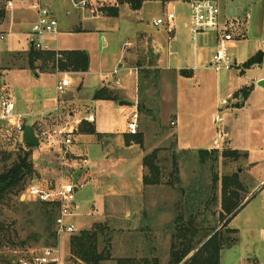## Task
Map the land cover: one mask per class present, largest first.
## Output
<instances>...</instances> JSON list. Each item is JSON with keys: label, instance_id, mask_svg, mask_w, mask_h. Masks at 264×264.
<instances>
[{"label": "rangeland", "instance_id": "obj_1", "mask_svg": "<svg viewBox=\"0 0 264 264\" xmlns=\"http://www.w3.org/2000/svg\"><path fill=\"white\" fill-rule=\"evenodd\" d=\"M8 1H13L16 5L14 11L20 10L21 0H3L0 2V10ZM52 1L54 3L51 9L54 10L58 18L60 34L59 36L42 37L41 41L50 50L86 51L90 58V68L86 74L68 73L72 83L61 97L64 96V100L67 101H74L77 106H80L82 113L87 110L93 111L97 119L96 125L101 133H117L127 122L129 116L135 112L134 106L126 108L118 107L111 102L94 101V94L101 86L107 85L103 81L106 83L107 79H110V73L114 68L120 71L119 78L127 79L130 72L121 70L119 67L123 63L121 57L125 54L124 45L126 42H135L141 33L156 36L158 30L165 28V26L156 27L153 24L154 19L165 17L162 12V4L157 0H147L145 11L141 16L133 15L134 13L131 15L123 11V17L116 19L112 17L96 18L82 9L76 8L70 0ZM215 1L227 16L249 14L253 18V23L247 38L238 41L236 46L230 50V56L236 62L232 69L220 72L204 70L200 77L206 79L205 84L207 86L202 84L201 87H197L195 78H192L191 81H182L185 83H180L178 91L174 87V98L164 97L163 103L161 99L153 100L157 104V107H153L152 112L156 114L153 118H149L146 113L139 114V133L143 136L141 144L145 148L146 156L155 151L159 152L161 175L158 185H146L143 180L142 191L139 195L112 198L110 197L112 191L108 192L107 190L112 185H121L123 174L131 177L137 173L136 167L132 166L130 169L124 163L116 165L112 162L102 163L104 162L103 156L108 149L113 151L115 158L117 155L125 154L126 151L122 149L123 145L116 144L114 141L104 145L100 140L101 137L96 135H82L80 137H74V135L72 136L73 144L65 150L64 180L66 182L72 181L74 172L84 167V171L77 182L79 189L76 191L74 199L76 207H73L72 216L68 221L76 225L78 232L75 235L83 230L94 229L98 225L108 226L110 230L108 233L111 237V259L102 264H117L119 259L125 258H136L141 262L146 258H157L160 264H169L172 239L173 235L176 234L174 223L176 217L183 212L187 214V217L192 212L196 213L197 208L191 206L195 204L197 198L206 202L207 198L211 197V188L215 178L219 180L217 201L208 207H201L202 215L198 217L197 221L202 231L198 236V241L205 239L206 235L214 229L216 230L182 264H185L218 231L221 232L222 238L240 241L236 245V251H231L227 246L223 249L222 264H230L227 254L235 255L231 257L232 260L239 258L240 251H244L243 248L248 247V245H250L251 251L257 253L258 258L264 264V239L260 234V230H264V213L261 209L254 211L252 223V227L256 231L254 234L242 233L239 236L229 233L227 231L230 229L229 226L223 228L225 222L219 223L222 180L225 176L239 173L240 168L244 172L246 159L241 155L236 161L234 158L223 156L222 151H220L217 161L210 157L206 159L205 163H202L197 150L183 151L182 147L187 142H191L193 147L204 145L206 137L193 136L187 130L182 134L179 145L176 146L174 134L176 129L171 130L168 125L169 119L172 118L171 115L178 108L187 119L195 115H203L205 118L204 127L208 128L211 136L217 132V128L221 130L220 124L214 122V116L220 113L225 118L222 129L224 130L225 126H231V131L227 134L226 139L231 140L232 145H237L240 150L248 146L251 140L257 144L256 146L259 147L260 145V141H257L258 136L252 137L247 131L253 118L251 108H264V88L251 92L247 99V106L244 108L231 110L229 105L235 102V99L232 98L235 91L252 84L258 86L260 82L264 81V79L261 80L264 78V63L245 70L241 67L244 62L262 49L264 0ZM25 2L28 6L32 1ZM90 4L95 8L96 6L100 8V4L105 5L106 3H94L91 0ZM178 6L179 8L176 10L177 16H179L178 23L190 37L188 45H198L201 42L210 53L214 48V35L209 33L206 36H198V41L194 42L189 30L190 7L186 1H181ZM104 14L107 15V12L105 11ZM25 33L7 34L6 41L1 46V54L4 60L1 64L2 67H0V90L3 88L10 91L16 111L23 112L27 107L32 106L36 113L49 112L55 107L51 99L58 98L56 91L58 77L55 73L58 69L56 56L55 62L47 57L38 60L40 61L38 62L40 70H31L28 65V58L32 51L31 43L35 37L33 34L30 35L28 30H25ZM150 57L152 58V56ZM167 58L168 55L165 50L162 54V60ZM242 69L245 71L244 74H241ZM62 78L63 75L60 76V79ZM186 84H190V86ZM215 84H219L218 91ZM152 86L153 88L148 90L142 89L141 101L143 100L144 103L146 99H150L148 94L153 95L152 97L156 95L160 97L159 84H157V88L154 87V84ZM166 92L167 89L164 87L165 95ZM177 94L179 95L178 101ZM228 94L231 95L228 96ZM223 100H227L229 105H222ZM72 109L73 107H69V110H65L61 119L62 126H72L73 120L68 115ZM49 115L47 113L45 125L53 127L57 123L56 120L49 119ZM261 124H264V121L260 120L256 123L260 130ZM126 133L129 135L128 132ZM18 140L20 139L17 138L10 126L0 124V151L15 152L20 144ZM126 142L130 143L131 141L126 139ZM200 147L204 150L207 149L206 146ZM35 151L38 154L36 160L34 158L33 160L39 183L49 188L59 186L62 176L59 149L51 154H48L47 149L35 148ZM135 151L141 152L143 150L141 147H137ZM74 155L78 157L76 160ZM85 159L89 161L88 165L83 163ZM257 161L260 162L261 167H264L262 152L257 154ZM91 164L93 167L90 166ZM145 171L144 176L151 180L153 177L150 170L145 168ZM241 182L246 189L242 193L243 198H245L248 194L249 182L246 180ZM256 182L258 180L254 181V184ZM101 184L102 186H100ZM263 197L264 189L257 193L254 203L260 202ZM186 201L190 203L188 202L189 210L185 211ZM34 202L36 201H26L25 203L16 201L11 209L0 208V219L10 223L16 222L14 227L16 228L15 242L17 243L15 246L7 243L0 245V264H11L16 258L28 255L42 247L52 246L47 241L49 234L45 223L40 219L39 207ZM2 213L4 215H1ZM243 216L244 213L231 226L242 225L243 222H240L244 218ZM54 230L56 232V225ZM37 235L40 238L35 241L33 238ZM72 236L74 235L64 234L59 239L56 233L57 244H60L67 258L66 264H72L69 250ZM22 243L25 244L21 246Z\"/></svg>", "mask_w": 264, "mask_h": 264}, {"label": "crops", "instance_id": "obj_2", "mask_svg": "<svg viewBox=\"0 0 264 264\" xmlns=\"http://www.w3.org/2000/svg\"><path fill=\"white\" fill-rule=\"evenodd\" d=\"M1 1L3 0H0V2ZM25 1H32L30 4L40 1L42 5L47 7L51 11L53 16L57 18L56 13L54 12L53 9H51V6L54 3L52 0H21V6H20L21 8L20 10H17V11H14L16 9L15 4H14V8L8 11L5 10L6 4L5 5L3 4L4 7L1 10V16H2L1 24H2V29L5 30L7 34L14 33V32H19V34H26L25 30H28V33L30 35L32 34V26L38 20V14L30 8V4L27 6ZM139 1H141V5L138 9H135L131 4L126 3V4L121 5L118 3L117 0H96L93 2L94 3L96 2L106 3L105 5L100 4L99 6L100 8H98L101 10V13H102L101 15L96 16L94 14H91L89 10H83V11L87 12L89 15H92L96 18L98 17L111 18L112 16H108V14L107 15L104 14L105 8L114 7L118 9L119 14L117 17H112V18H116V19L122 18L124 15L123 11L131 15L132 13H134L133 15L141 16V14H143L145 11V6L147 5L148 1L147 0H139ZM157 1L162 4V12L164 15H166L168 11L174 12L176 14V21H175L176 27H175L174 32L170 33L168 27H165L162 30H158V35L156 36L147 35L146 33H141L136 38L137 40L135 42H132V41L126 42L124 45L125 54L121 57V59L123 60V63L120 64L119 67L121 70H128V72H130L129 76L127 77V79L122 80L118 76L120 71L114 68L112 73H110V79H107L106 83L105 81H103L104 84H107V85L101 86V88H108L110 91L117 92L119 94L120 100L119 101L98 100L101 102L114 103L118 107L127 108V107L134 106L135 111H137L138 103L139 101H141L142 89L148 90V89L153 88L152 84H159L160 97H157V95L155 97H152L153 95L151 96L150 94H148V97H150V99L148 97H147L148 99L145 98L146 99L145 103L150 108V111L147 113L149 118H153L156 115L155 113L152 112L154 110L153 107L154 106L157 107V104H155L154 101L156 100L158 101L159 99H161V102L163 103L164 97H167L169 99L174 98L175 97L173 94L174 87H176L178 91L179 85L182 81H191L192 78L193 79L195 78L194 81L197 83L196 84L197 87H201L202 84H204V86H207V84H205L206 79L201 78L200 76L203 75L202 72L204 70H213L210 68V65L214 59V52H215V45H216V36L214 33H212L214 35L213 37L214 48H212V50L210 51V53L212 54L208 53L206 46H203L201 42L198 45L197 44L192 45V46L191 44L188 45V42L190 41V37H188L187 33L184 32V28L181 27L180 24L178 23L179 16H177L176 10L179 8L178 5L181 3V1H186L187 5H189L190 7V3L193 0H157ZM221 11H222L223 18L238 19L239 21L244 23L243 36L238 41L242 39H246L247 36L249 35V29L251 28V25L253 23L252 22L253 18L249 14H246L245 16H227L224 10L221 9ZM190 13H191V10H190ZM190 28H191V18H190L189 30ZM209 33L211 32L202 33L199 35V37L206 36ZM31 44H32L31 46V49H32L33 41ZM235 46H236V43L233 44V47ZM165 50L167 51L168 58L166 60H162V54L164 53ZM52 51L57 52L56 50H52ZM71 51H80V50H68V51H59V52L65 54ZM260 51L264 52V41L262 42V49L259 50L258 52ZM258 52H256L253 56H255ZM150 56H152V58ZM253 56H251L250 58H252ZM3 60L4 59L2 56V61ZM28 60H29L28 65L31 70H34V71L40 70V67L38 66V62L40 61L38 60L35 61L32 66L29 58ZM246 62H244L243 64H245ZM0 67L2 66L0 65ZM89 68H90V65H89ZM244 70L243 69L241 70V74H244L245 72ZM70 72L71 71L69 72L66 71L65 73H70ZM87 72H76V73L86 74ZM183 72H186V75H182ZM55 73H56V76L58 77L57 78V82H58V80L60 79V76L57 75V71ZM263 79L264 78H262L261 80ZM118 82L121 85H116ZM182 83H185V82H182ZM186 85L190 86V84H186ZM215 86L218 91L219 84H215ZM164 87H166L167 89L166 95L164 93ZM262 88H264V81L260 82L258 86H256L255 84H252L251 86H247V87L241 88L238 91H235L233 96H235L236 94L238 95L236 97H233V99H235V102L231 103L229 107H231V110L232 109L238 110V108H244L245 106H247V99L249 95L251 94V92H256L258 89H262ZM245 92L247 93L246 95H244ZM169 93L172 95H170ZM230 95L231 94H228V96ZM176 96H177V101H178L179 95L177 94ZM63 97L60 96V123H61V119L64 115L65 110L67 109L69 110V107H73V109L68 113V115H69V118L73 120L71 129H72L73 136L75 135L74 137L88 135V134H82L79 131L80 125L82 122H87L89 124H92L93 126H95V129H96L95 135L98 137H101L100 140H102L101 142L104 145H107L111 141H114V143L116 144H119V145L122 144L123 145L122 149L126 151V153L123 154L122 156L117 155V158H115L116 156H114L115 154H113V151L108 149L103 156L104 162L102 163L108 164L109 162H112V163H115L114 165L124 163L125 165L130 167V169H132V166L137 168L136 174L132 175L131 177H129V175L125 176V174H123L121 176V182H122L121 185L119 186L112 185L110 187L111 190L110 189L107 190L108 192L112 191L110 193V197L119 198L123 196L132 197V195L134 194L139 195L142 191L141 187H143V177L146 173L145 167L143 166V160L146 156V151L142 144L136 143L131 136L127 135L126 133L127 132L126 130L127 122L122 126L121 130L117 131V133H101L100 129H98L96 125L97 119L93 111L87 110L86 112L82 113L80 106H77L74 103V101L72 102L71 100H68V101L64 100ZM51 100L55 104V107H56L57 105L56 99L55 100L51 99ZM121 101L129 102L132 105L131 106H121L119 104V102ZM52 110L48 112V114H50L48 117L49 119L56 120V115L52 113ZM17 112L23 115H34V116L40 114V112L36 113L32 106L27 107L23 112H20V111H17ZM251 113H252L253 118L251 122L249 123V128L247 132L252 137H254V135H257L258 136L257 141H260V145L259 147L256 146L257 144L254 143L253 140H251L249 145L244 147V149H241V150L237 145L235 144L232 145L231 140L226 139L227 134H229L231 131L230 125L224 127L223 134H221L220 129L217 128V132L210 136L208 128L204 127L205 118L203 117V115H200V116L195 115L187 119L178 110V108L176 109L175 113L171 115L172 118H170L168 121L169 122L168 125L171 127L170 129L171 130L176 129V133H174L175 138H176L175 139L176 146L179 145L180 139L182 138V134L187 132V130H189V132L192 133L193 136H197V137L205 136L206 137L205 139L206 141L204 145L193 147V144L191 142H187L182 147L183 151L191 152V150L193 151L197 150L199 152L201 150H204V149H201L200 146H206L207 149L205 150L215 149V150L222 151V152L225 150H231V151H238L239 153L243 155L246 154V157L244 158L246 159L245 160L246 168L243 169L244 172H242V169L240 168L239 174H240L241 181L246 180L247 182H249L248 194L245 197V200L242 203V206L239 209V212L233 216V218L229 221V225H228L229 228L235 230L237 232L236 234H238L239 236L242 233H250V234L256 233V231L252 227V223L254 221V217H253L254 211L261 209L262 212L264 213V197L262 198V200H260V202H257L256 204L254 203L257 193L261 191L262 189H264L263 188L264 187V167H261L260 162L257 161V154H259V152H262V154L264 155V124H261V130L256 126V123L260 122V120L264 121V108H259V107L251 108ZM217 115L218 113L214 116L215 123H217L216 122ZM36 119H37V116L34 117L32 120L30 119L29 120L30 124H33L36 121ZM172 123H175V125L172 126ZM226 130H227V134L225 133ZM260 133H262V135H260ZM98 134L101 136H99ZM126 139L130 140L131 142L127 143ZM137 147H141L143 151L136 152L135 150L137 149ZM37 148L39 150H42V149L44 150V147L42 148L38 146ZM37 154L38 152L35 151L33 155L34 160H36ZM48 154H51V153L48 152ZM74 157H75V160L76 158H78L75 155ZM131 158L133 159L131 160ZM88 164H89V161H88ZM90 166L93 167L92 164ZM83 171H84V167H81L79 168V170L74 172L73 176L75 174H78L77 182L79 181V178L82 175ZM257 180L258 182L254 184V181H257ZM100 186H102V184ZM242 213H244V216H243L244 218H242V221L240 222V223L243 222L242 225H238V226L235 225L234 227H232L231 225L240 215H242ZM260 234L261 236H263V239H264L263 229L260 230ZM238 243H240V241H238ZM236 245L237 243L233 247H227V248L231 249V251H236L237 249ZM223 249L220 252V264H222V255L224 252ZM243 249L244 251L242 250L240 251V257L234 260L231 259V257L234 254H227L230 264H263L260 258H258L257 253L250 250V245H248V247L243 248Z\"/></svg>", "mask_w": 264, "mask_h": 264}, {"label": "trees", "instance_id": "obj_3", "mask_svg": "<svg viewBox=\"0 0 264 264\" xmlns=\"http://www.w3.org/2000/svg\"><path fill=\"white\" fill-rule=\"evenodd\" d=\"M119 4H131L135 9H138L141 5L139 0H117ZM108 16L117 17L118 9L114 7L105 8ZM34 49V50H33ZM64 54V53H63ZM30 63L37 60L48 58L55 62L56 52H42L36 50L34 47L30 52ZM264 63V52L260 51L255 56L250 58L242 68H251L259 66ZM59 68L61 71L71 72H87L89 70L90 59L89 55L85 51H71L64 54V59L59 61ZM182 75H186L183 72ZM157 88V84H154ZM247 93L245 92L244 95ZM238 94L232 97H236ZM94 100H107V101H119L120 97L117 92L110 91L108 88H101L94 94ZM138 112L140 114H147L150 111L149 106L143 101L138 103ZM2 124V122H0ZM5 124V123H3ZM82 134L95 135V126L87 122H82L80 130ZM99 135V134H98ZM101 136V135H99ZM136 143L141 144L143 136L138 133L136 135H130ZM18 147L15 152L8 153L0 151V208L11 209L16 201H19L21 193L25 190L29 183L38 181L39 178L36 174L33 155L35 148L18 140ZM202 163L206 162V159L213 157L217 161V157L220 151L201 150L198 152ZM159 152L155 151L151 155L146 156L143 160V166L150 170L151 180L146 176L143 177L144 184L146 185H158L159 177L161 175L160 161L158 157ZM223 156L234 158L236 161L240 158L241 153L238 151L225 150L222 152ZM246 157V154L243 155ZM177 163V161H175ZM37 176V177H36ZM217 178L214 179L211 188V197L207 198L206 202H203L201 198L195 199V204L191 207H196V213L192 212L188 217L184 212L179 214L174 223L176 234L173 235L170 262L169 264H182L187 257L193 253L198 246H200L205 239H207L216 229L210 234L204 237L205 239L198 241V236L202 231L197 221L198 217L202 215V206L208 207L210 204L217 201L218 192ZM245 186L240 180V174L235 173L232 176H225L222 180L221 188V213L219 214V223H224L223 228L228 227L229 221L239 212L245 198L242 193L245 192ZM186 201L184 210L188 209V203ZM38 205L40 211V219L45 223L46 230L49 234L47 241L52 246L57 244L56 232L54 230L55 223L58 215L59 205L58 203H45L34 202ZM216 203V202H215ZM190 207V208H191ZM1 215H4L3 213ZM16 222H7L0 219V245L7 243L15 246L16 228L14 225ZM109 228L107 225H98L91 230H83L79 234L70 238L69 250L70 260L72 264H102L104 261L111 259L110 245L111 237L108 233ZM229 233L236 234L233 229H227ZM221 232L215 233L185 264H220V252L224 247H233L238 243L237 239L233 241L222 238ZM15 236V237H14ZM40 238L39 235L33 239L37 241ZM25 243H22L24 245ZM117 264H160L159 259L146 258L143 262L136 258L119 259Z\"/></svg>", "mask_w": 264, "mask_h": 264}, {"label": "built area", "instance_id": "obj_4", "mask_svg": "<svg viewBox=\"0 0 264 264\" xmlns=\"http://www.w3.org/2000/svg\"><path fill=\"white\" fill-rule=\"evenodd\" d=\"M71 3L82 10H89L91 14L96 16L101 15V10L93 7L90 4L91 0H70ZM96 1V0H92ZM5 10H12L14 3L8 1L5 5ZM30 8L38 14V20L32 26L33 47L42 52L52 51L49 47L41 41L42 37L59 35V22L53 16L51 11L42 5L40 1L30 4ZM191 10V28L190 33L192 40L197 42L198 36L205 32L214 33L216 36V45L214 52V59L210 68L220 72L230 70L236 62L230 56V50L233 44L243 36L244 23L238 19H225L222 17L220 6L215 0H193L190 3ZM176 15L174 12L168 11L165 17L158 18L153 21L154 26L168 27L170 33H173L176 27ZM2 16L0 10V65L2 64L1 46L5 43L7 32L2 29ZM64 59L63 53L56 52V61L58 65L57 75L64 77L59 79L56 85L58 98H56V107L52 113L56 115V125L47 127L45 125L46 116L48 112H42L37 116L36 121L30 124L29 120L33 119L34 115H23L16 111L15 103L12 99V94L6 89L0 90V122L11 127L14 134L23 143V134L28 124L34 127L35 135L39 140V147H44L48 152L52 153L56 149L60 152V161L62 167L61 183L55 188L46 187L35 181L29 183L25 190L21 193L19 201L25 203L26 201H36L45 203H58V215L56 219V233L58 238L64 234L75 235L78 229L75 224L68 221L72 216V209L76 207L75 193L78 190V184L72 181L66 182L64 180V167L66 154L65 150L73 144L72 126H62L60 123V96L64 94L67 88L71 85V80L68 73H65L59 68V61ZM242 67V65H241ZM116 85H121L119 82ZM233 98V97H232ZM222 105H229L227 100L222 101ZM224 116L218 113L216 122L221 126V134H223ZM175 123H172L174 126ZM139 112L135 111L129 116L126 123V130L129 135H136L139 133ZM84 164L88 165V161L84 160ZM66 255L62 251L60 244L55 246H45L39 250L30 252L28 255L21 256L13 260L11 264H66Z\"/></svg>", "mask_w": 264, "mask_h": 264}, {"label": "water", "instance_id": "obj_5", "mask_svg": "<svg viewBox=\"0 0 264 264\" xmlns=\"http://www.w3.org/2000/svg\"><path fill=\"white\" fill-rule=\"evenodd\" d=\"M119 104L121 106H131L132 105L131 103L125 102V101H121V102H119ZM225 133L227 134V130L225 131ZM22 141L24 144H27V145L32 146L34 148H37L39 146V140H38L37 136L35 135V131H34L32 126H30V125L26 126ZM77 177H78V174H75L73 176L74 183H77ZM221 237H222V235H221Z\"/></svg>", "mask_w": 264, "mask_h": 264}]
</instances>
